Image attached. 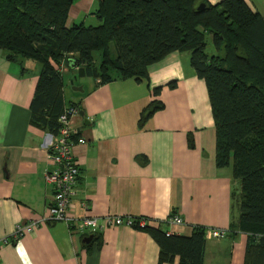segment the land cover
I'll return each mask as SVG.
<instances>
[{
    "label": "crops",
    "instance_id": "crops-1",
    "mask_svg": "<svg viewBox=\"0 0 264 264\" xmlns=\"http://www.w3.org/2000/svg\"><path fill=\"white\" fill-rule=\"evenodd\" d=\"M96 1L73 0L65 24L93 22ZM245 1L264 20V0ZM38 70L36 61L9 62L0 50V237L15 224L43 216L52 197L44 173L52 168L46 150L53 135L29 123ZM79 72H60L63 108L77 107L70 124L74 139L85 140L71 147L79 177L69 213L141 216L151 227L182 235L194 226L229 230L238 214L239 182L230 166L214 165L206 89L188 53L173 51L148 65L147 81L99 83ZM63 73H70L66 82ZM150 101L159 107L138 126ZM171 212L183 220L181 226L168 225ZM83 237L61 221H44L1 246L0 264H158V247L144 230L118 225L102 228L86 244ZM244 243L238 231L205 239L202 264H241ZM176 262L174 257L161 264Z\"/></svg>",
    "mask_w": 264,
    "mask_h": 264
},
{
    "label": "trees",
    "instance_id": "trees-1",
    "mask_svg": "<svg viewBox=\"0 0 264 264\" xmlns=\"http://www.w3.org/2000/svg\"><path fill=\"white\" fill-rule=\"evenodd\" d=\"M72 1L0 0L4 58L18 63L26 58L39 64L29 123L52 135L58 132L62 74L51 63L60 65L65 57H75L77 72L83 70L99 83L117 78L147 81L148 65L170 52H187L189 65L206 89L214 127V165L230 166L231 176L239 182L238 214L230 229L224 228L225 236L229 231L245 234L241 264H264L261 15L245 0L213 4L205 0H97L92 12L96 24L67 26ZM199 3L202 7L197 9ZM207 35L214 53L205 52ZM158 107L150 101L140 111L137 125ZM204 229L194 226L182 235L149 225L141 228L158 247V264L172 262L174 257L176 264H202Z\"/></svg>",
    "mask_w": 264,
    "mask_h": 264
},
{
    "label": "built area",
    "instance_id": "built-area-1",
    "mask_svg": "<svg viewBox=\"0 0 264 264\" xmlns=\"http://www.w3.org/2000/svg\"><path fill=\"white\" fill-rule=\"evenodd\" d=\"M51 64L60 72L64 70V63ZM76 113L75 105L68 104L63 108L57 118L58 132L53 135L47 146L46 158L51 162L52 168L44 173V181L51 187L52 197L45 208L44 215L28 222L15 224L8 236L0 237V247L14 243L23 233L31 232L33 228L44 221H61L66 225L68 232L79 236L94 235L104 227L124 225L141 229L144 225H148L150 220L141 216L105 214L101 218L93 215L75 218L69 213V202L76 194L79 177L77 163L71 154V147L74 143L83 144L85 142L84 138L80 136L72 138L74 129L70 125L71 116ZM167 223L170 226H181L183 220L175 212H171L167 217ZM166 233H171V230ZM225 233L224 228L206 227L204 238L221 239Z\"/></svg>",
    "mask_w": 264,
    "mask_h": 264
},
{
    "label": "water",
    "instance_id": "water-1",
    "mask_svg": "<svg viewBox=\"0 0 264 264\" xmlns=\"http://www.w3.org/2000/svg\"><path fill=\"white\" fill-rule=\"evenodd\" d=\"M200 7H202V4L201 3H199L198 5H197V9L198 8H200ZM64 64H65V67L67 68V69H69V70H73V69H75L76 67H77V65H78V59L77 58H75V57H72V56H67V57H65L64 58ZM69 82H70V84H71V80H69ZM71 89L72 90H74V89H77V90H81V87L80 86H71ZM91 237H92V235H87V236H85V237H83L82 238V243H87V242H89L90 241V239H91Z\"/></svg>",
    "mask_w": 264,
    "mask_h": 264
},
{
    "label": "rangeland",
    "instance_id": "rangeland-1",
    "mask_svg": "<svg viewBox=\"0 0 264 264\" xmlns=\"http://www.w3.org/2000/svg\"><path fill=\"white\" fill-rule=\"evenodd\" d=\"M89 23H91V24H89ZM97 23V21L94 19V21L93 22H85V25H94V24H96ZM205 42H206V45H205V52L207 53V54H210V53H214L215 52V50H214V48H213V46H212V44H211V41H210V35H207L206 37H205ZM31 62V61H30ZM36 63L38 64V62L36 61ZM35 64V63H34ZM36 65V64H35ZM67 75H69L70 76V73H63V80L66 82V77H67ZM73 86H75V85H73ZM77 86H79V85H77ZM66 88V87H65ZM65 100H66V98H65Z\"/></svg>",
    "mask_w": 264,
    "mask_h": 264
}]
</instances>
